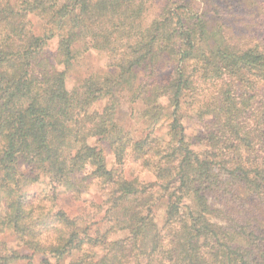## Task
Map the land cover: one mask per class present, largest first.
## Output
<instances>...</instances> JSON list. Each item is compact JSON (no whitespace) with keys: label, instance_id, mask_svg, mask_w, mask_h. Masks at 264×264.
Returning <instances> with one entry per match:
<instances>
[{"label":"trees","instance_id":"1","mask_svg":"<svg viewBox=\"0 0 264 264\" xmlns=\"http://www.w3.org/2000/svg\"><path fill=\"white\" fill-rule=\"evenodd\" d=\"M164 2L147 20L148 0H0V264L24 258L7 233L55 261L43 264H264V43H233L214 0ZM77 45L113 72L70 87ZM187 99L204 124L195 142ZM122 102L142 103V135L116 122ZM127 164L150 177L127 178ZM78 174L103 196L94 235L57 209Z\"/></svg>","mask_w":264,"mask_h":264},{"label":"rangeland","instance_id":"2","mask_svg":"<svg viewBox=\"0 0 264 264\" xmlns=\"http://www.w3.org/2000/svg\"><path fill=\"white\" fill-rule=\"evenodd\" d=\"M152 2V12L147 18L150 20L157 16L160 12V8L164 5V0H148ZM222 10V21L220 22L223 27V31L232 38V42L239 46H251L254 43H264V0H256L259 7V13L255 14L253 7H246L248 3H252L251 0H214ZM245 7V9L243 8ZM254 13V14H253ZM29 22L34 33L39 34L41 20L35 17H29ZM57 40L53 38L48 43L46 51L53 53L56 48ZM75 58L72 62V66L67 72V83L70 87L77 86L83 79L89 76L102 77L108 73L113 72V67L110 61L107 59L103 52L98 51H86L80 45L75 46ZM257 93V102L254 100V108L264 104V86L259 85V88L255 91ZM163 104L165 101H162ZM261 102V103H260ZM198 103L192 102L191 99H187L186 104L183 106V125L185 132L192 142L199 136H202L203 130L201 125H204L196 117V110L198 109ZM142 103H123L116 112V122L125 131L132 134L134 137H138L145 131L146 124L141 118ZM166 112V111H165ZM168 117H164L159 121L156 135L164 136L167 125ZM105 150V149H104ZM105 154H107L105 150ZM27 173V170L23 171ZM125 174L127 178L137 175L139 179L144 180L150 176L139 174L134 166L127 164L125 167ZM76 194L63 190H58L56 205L57 209L63 210L66 215L71 219H77L81 225L88 227L90 235H94L97 232H102L107 228V223L104 220L103 211V196L98 193L95 186L91 185L90 180L86 179L83 174L76 176ZM146 181V180H145ZM44 183L42 179L39 183L33 184L27 189V192L33 194L44 190ZM166 202L162 200L154 208L155 222L157 228H159L164 220V209ZM126 235L125 231L119 232L117 237L123 238ZM1 239L9 244L14 249H17L24 258L19 259L12 264H43L46 259L54 263L55 261L49 258L45 254L33 253L20 246L12 234H5ZM71 260V257H65L61 264H67Z\"/></svg>","mask_w":264,"mask_h":264}]
</instances>
